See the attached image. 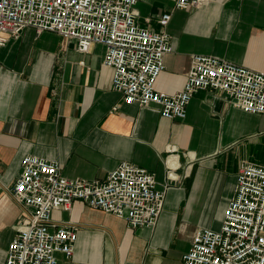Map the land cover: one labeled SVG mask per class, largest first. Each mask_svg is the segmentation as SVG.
<instances>
[{
	"label": "crops",
	"instance_id": "0c3cea01",
	"mask_svg": "<svg viewBox=\"0 0 264 264\" xmlns=\"http://www.w3.org/2000/svg\"><path fill=\"white\" fill-rule=\"evenodd\" d=\"M207 1L189 10L170 0L137 4L150 29L172 14L173 52L156 90L181 91L193 55L264 73V0ZM105 53L100 44L81 53L75 41L33 28L0 46V264L32 213L12 196L27 155L58 163L71 179L105 180L133 163L155 175L159 190L171 185L155 228L132 229L83 201L55 210L53 225L77 232L73 257L56 253L58 264H183L198 230H220L240 166L264 165V113H247L210 89L195 94L184 119H165L155 105L124 104Z\"/></svg>",
	"mask_w": 264,
	"mask_h": 264
},
{
	"label": "built area",
	"instance_id": "2783aa9c",
	"mask_svg": "<svg viewBox=\"0 0 264 264\" xmlns=\"http://www.w3.org/2000/svg\"><path fill=\"white\" fill-rule=\"evenodd\" d=\"M139 1L0 0V46L19 39L26 28L37 35L51 32L75 41L81 53L103 45L104 64L114 70L112 87L123 103L155 105L165 119H184L195 94L208 89L225 93L247 113H264V73L217 56L193 55L181 91L156 90L165 57L173 52L166 31L172 14L162 15L159 30L150 29L139 21ZM170 1L182 10L199 9L208 2ZM170 188L166 184L159 190L155 175L133 163H122L105 180L71 179L61 174L58 163L27 155L12 196L32 213L11 242L4 264H58L56 253L70 260L77 232L57 228L52 214L70 211L77 201L124 218L132 229L155 228ZM182 260L183 264H264V165L240 166L220 230H198Z\"/></svg>",
	"mask_w": 264,
	"mask_h": 264
}]
</instances>
